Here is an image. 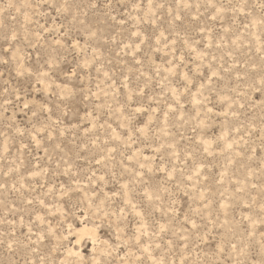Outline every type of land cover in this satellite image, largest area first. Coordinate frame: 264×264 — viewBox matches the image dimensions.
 Returning a JSON list of instances; mask_svg holds the SVG:
<instances>
[{
	"label": "rangeland",
	"instance_id": "obj_1",
	"mask_svg": "<svg viewBox=\"0 0 264 264\" xmlns=\"http://www.w3.org/2000/svg\"><path fill=\"white\" fill-rule=\"evenodd\" d=\"M0 264H264V0H0Z\"/></svg>",
	"mask_w": 264,
	"mask_h": 264
},
{
	"label": "bare ground",
	"instance_id": "obj_2",
	"mask_svg": "<svg viewBox=\"0 0 264 264\" xmlns=\"http://www.w3.org/2000/svg\"><path fill=\"white\" fill-rule=\"evenodd\" d=\"M82 231H84V230H82ZM82 231H81V232H82Z\"/></svg>",
	"mask_w": 264,
	"mask_h": 264
}]
</instances>
